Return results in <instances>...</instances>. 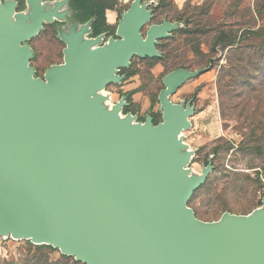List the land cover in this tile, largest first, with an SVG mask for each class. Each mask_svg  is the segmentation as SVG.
<instances>
[{"label":"water","instance_id":"water-1","mask_svg":"<svg viewBox=\"0 0 264 264\" xmlns=\"http://www.w3.org/2000/svg\"><path fill=\"white\" fill-rule=\"evenodd\" d=\"M27 1L28 17L15 14L14 1L0 3V230L41 239L86 264H264V206L212 222L186 206L208 168L194 177L184 170L188 155L181 156L177 135L193 107L169 96L204 69L165 75L157 124L150 115L120 120L123 99L104 112L96 92L90 97L117 82V68L133 55H157L155 44L172 24L151 25L143 35L151 10L132 0L116 38L93 47L82 29L66 40L65 64L40 81L21 43L58 14Z\"/></svg>","mask_w":264,"mask_h":264},{"label":"rangeland","instance_id":"rangeland-1","mask_svg":"<svg viewBox=\"0 0 264 264\" xmlns=\"http://www.w3.org/2000/svg\"><path fill=\"white\" fill-rule=\"evenodd\" d=\"M6 1L15 2V14L29 16L27 0H0V3L5 4ZM131 1L119 0L114 7L116 18L111 25L115 29ZM142 1L151 10L150 20L140 30L143 35L151 25L164 22L171 23L172 29L166 37L157 40V55H133L128 66L117 68V82H110L104 88L93 91L96 92L95 98H101L99 108L111 109L123 99L121 118L130 113L134 122H144L147 115L161 121L158 93L163 88L165 75L176 69L191 72L204 69L182 80L169 96L175 104L185 107L189 103L193 107V113L188 118L189 126L181 133L185 145L181 156L188 155L184 170L188 176L194 177L204 167L208 168L204 182L193 190L186 206L192 209L196 218L205 222L217 221L226 213L251 214L264 206V83L260 85L261 74L253 80V85H260L257 90H253L243 77L229 89H219L217 77L220 66L225 64L223 55L217 53L215 57L210 56L209 67V56L204 57L195 51L199 48L207 52L204 42L208 37L174 33L183 26L174 19L188 0L181 5H177L175 0H165L160 8H155L158 0ZM202 1L191 0L190 8ZM233 1L215 0L209 18L219 19ZM252 2L242 0V5H252ZM39 4L41 12L57 11L58 16L44 21L35 36L21 43V47L29 48L31 55L27 68L33 79L45 81L46 72L64 62L66 40L82 29L85 30L82 40H94L93 47L103 46L111 37L105 34L90 36L86 23L67 26L65 0H39ZM107 17L111 19L112 15L108 13ZM259 24L264 25V19ZM112 37L117 36L114 34ZM195 38L196 42H188ZM162 55L164 62L155 63L158 69L152 71V59ZM128 98H131L130 103ZM142 106L146 109L141 114ZM64 257L69 258L68 264H72L71 261L86 264L50 244L0 235V264H66Z\"/></svg>","mask_w":264,"mask_h":264},{"label":"trees","instance_id":"trees-1","mask_svg":"<svg viewBox=\"0 0 264 264\" xmlns=\"http://www.w3.org/2000/svg\"><path fill=\"white\" fill-rule=\"evenodd\" d=\"M164 1L158 0L155 8H160ZM190 1H186L183 10L174 19L183 24L174 33L208 37L204 38L207 52H202L199 48L195 51L204 57L209 56V67L212 61L210 56L215 57L217 53L223 55L225 64L220 66L217 77L219 89H229L243 77L244 81H249L247 84L253 90H257L264 83V25L259 24L264 19V0H253L252 5L245 6L242 5V0H234L217 20L209 18L215 0H203L193 8H190ZM66 3V13L74 19L71 25H82L90 21L91 36H114L115 28L107 22L105 11L114 10L119 0H67ZM199 16L201 17L198 18ZM196 41L195 38L188 42ZM157 62H164V56L153 58L150 66ZM259 73L260 85L255 86L253 80ZM128 101L130 103L131 98ZM152 119L154 124L159 122L156 117ZM64 260L68 264L69 258L64 257ZM70 263L77 264L75 261Z\"/></svg>","mask_w":264,"mask_h":264},{"label":"bare ground","instance_id":"bare-ground-1","mask_svg":"<svg viewBox=\"0 0 264 264\" xmlns=\"http://www.w3.org/2000/svg\"><path fill=\"white\" fill-rule=\"evenodd\" d=\"M8 20V19H7ZM6 23H7V21H6ZM65 64V62H63L62 63V65L61 66H63ZM96 90V89H95ZM93 91L94 90H92L91 91V93H90V97L92 96V94H93ZM112 109V108H111ZM111 109H109V110H105L104 112H110V110ZM119 119L121 120V117H120V115H119ZM182 133V132H181ZM179 134V135H177V140L178 139H180L181 137H182V134ZM179 170H181V169H179ZM261 210V209H260ZM250 214V213H249ZM0 235L1 236H7V235H12L13 236V238H17V239H19V238H32L31 236H27V235H20V234H17V233H15L13 230H0ZM32 240V239H31ZM34 241H36V242H45V241H43V240H41V239H35L34 238Z\"/></svg>","mask_w":264,"mask_h":264},{"label":"crops","instance_id":"crops-1","mask_svg":"<svg viewBox=\"0 0 264 264\" xmlns=\"http://www.w3.org/2000/svg\"><path fill=\"white\" fill-rule=\"evenodd\" d=\"M123 1H127V0H123ZM183 1H184V0H175V3H176L177 5H181V4L183 3ZM108 13H110V15H112L111 19H109V18L107 17ZM105 14H106V17H107L108 23L113 24L114 21H115V18H116V12H115L114 10H112V9H107V10L105 11ZM155 69H158V64L153 65V67H152L151 70L154 71ZM145 109H146V108H144V106H142V108H141V110H140V113H141V114L144 113V112H145Z\"/></svg>","mask_w":264,"mask_h":264},{"label":"flooded vegetation","instance_id":"flooded-vegetation-1","mask_svg":"<svg viewBox=\"0 0 264 264\" xmlns=\"http://www.w3.org/2000/svg\"><path fill=\"white\" fill-rule=\"evenodd\" d=\"M67 0H65V10H66V8H67ZM65 18H66V20L68 21V25L67 26H70L73 22H74V19H73V17H71L68 13H66L65 14ZM86 23V22H85ZM84 23V24H85ZM83 25V24H82ZM90 36H91V33H90ZM93 37V36H92Z\"/></svg>","mask_w":264,"mask_h":264}]
</instances>
